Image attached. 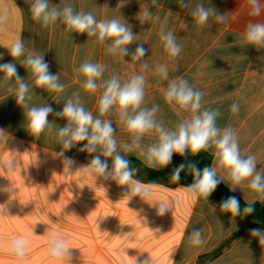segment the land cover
<instances>
[{"label":"crops","instance_id":"0c3cea01","mask_svg":"<svg viewBox=\"0 0 264 264\" xmlns=\"http://www.w3.org/2000/svg\"><path fill=\"white\" fill-rule=\"evenodd\" d=\"M32 2L0 0V13H6L0 23V64L16 63L18 74L29 85L28 107L51 106L48 121L53 124L39 137L31 136L26 129L28 107L17 104L15 81L3 84L4 73L0 72V129L8 137L5 142L0 138V188H12L11 192L0 191V204H4L0 205V264H54L47 250L49 240L57 235L66 237L73 248V264H143L150 259L151 264H264V245L251 235L252 230L234 236L248 226L244 217L232 218L230 213L221 212V204L213 199H192L187 194L189 183H176L170 177L158 183L148 180L145 167H153L146 163L142 152L157 142L158 134H145L140 148L125 152L124 145L131 144L132 137L115 108L100 118L112 121L118 151L138 170L133 183L139 181L144 194L129 200L125 197L127 186L80 170L97 155L79 151L87 141L65 152V157L76 163L70 170L64 169V157L55 154L61 151L58 128L67 124L56 113L62 111L65 101L56 103L57 93L37 88L32 74L19 64L24 57L13 59L8 50L22 39L25 56L43 52L49 71L59 74V82L66 85L60 95L71 98L79 94L94 117L99 116L103 87L95 93L85 91V78L76 71L80 65L103 64L105 71L97 81L101 85L112 75L124 83L142 74L143 106L157 105L156 118L168 129H175L190 116L164 99L168 83L183 77L204 93L202 110H220L218 127L233 128L242 154H254L256 170L264 173V47L249 45L243 39L249 22H264V10L260 16H251L247 0H185L188 7H181L179 0H157L155 5L152 0H49L50 7L70 4L76 12H92L97 20L115 18L127 23L136 35V41L127 46L129 52L139 44L146 50L143 60L133 63L131 54L124 58L106 54V45L96 43L86 33H67L59 23L43 27L32 19ZM198 4L225 14L227 23L210 18L206 26L198 27L191 16ZM261 4L264 6V0ZM145 9H150L153 19L145 21ZM161 30H171L182 46L175 60L164 51ZM143 62L148 67L141 70ZM157 65L167 67V80L156 74ZM233 104L237 105L235 112L231 110ZM207 152L215 167L214 149ZM10 159L15 160V167H3ZM107 162L111 167V157ZM218 176L231 189L227 173L220 170ZM233 191L248 203L261 201L247 182ZM161 202L171 203L163 215L157 211ZM6 207L8 215L2 212ZM193 228L202 233L200 246L190 243ZM25 236L29 240L26 255L17 261L8 247L13 239Z\"/></svg>","mask_w":264,"mask_h":264},{"label":"clouds","instance_id":"9594fccd","mask_svg":"<svg viewBox=\"0 0 264 264\" xmlns=\"http://www.w3.org/2000/svg\"><path fill=\"white\" fill-rule=\"evenodd\" d=\"M247 2L250 6L249 14L253 17L260 16L264 10L261 0H247ZM152 3L157 4V0H152ZM179 3L181 7H188L185 0H179ZM49 4V0H33L30 5L32 19L43 27L59 23L64 25L67 33H86L88 37H94L96 43L106 45V54L121 58L131 54L133 63L143 60L146 52L143 44H139L134 51L129 52L127 46L136 41V35L132 33L127 23H121L115 18L97 20L92 12H76L70 4L63 7H50ZM143 15L145 21L153 19L150 9H145ZM191 16L198 27L206 26L210 18H214L217 23L228 21L225 14H219L214 8L203 4L196 5L191 11ZM5 18L6 13H0V23H3ZM159 37L168 58L175 60L181 53L182 46L177 43L174 33L171 30H161ZM243 39L249 45L264 47V22H249ZM8 50L13 59L24 57L19 64L32 74L34 85L37 88L57 93L54 99L56 103H60L61 100L65 101L62 111L56 113L58 117L65 118L67 124L58 128L57 143L61 145V151L55 154L64 157V169L66 167L70 170L76 163L74 159L65 157V152L79 142L87 141L79 151L89 154L97 153V155L80 170L89 171L97 179L103 178L105 181H114L119 186H127L128 191L125 197H130L129 200L134 196L141 197L144 194L141 192L140 182L133 183L138 170L132 167L126 156L118 151L112 121L100 118L115 108L120 121L126 125V130L132 137V143L124 145L125 152L131 151L134 147L140 148L141 139L145 134L153 131L158 134L157 142L142 152L146 163L153 168L167 167L172 162L174 154L182 157L196 156L201 151L214 149L215 167L205 166L201 170L196 163L187 161L179 164L170 176V179L178 183L181 179V172L187 170L192 175V183L186 186L187 194L192 199H208L222 180L218 176V171L223 170L231 181V190L247 182L248 187L264 201V173L256 170L257 157L254 154H242L238 134L233 128L218 127L217 118L221 115L219 109L203 108L202 110L204 93L194 89L187 79L178 77L172 79L167 85L164 93L166 103L174 106L178 111L190 114L189 118L179 122L175 129H168L156 118L159 110L157 105L151 108L143 106L145 76L142 74L133 75L124 83H121L118 76L112 75L101 85L97 81L105 71L103 64L85 62L80 65L76 71L85 78L83 82L85 91L95 93L98 88L103 87L99 99V116L94 117L90 111L85 109L79 94H74L71 98L60 95L66 85L59 82V74H52L49 71V65L44 60L43 52H29L25 56L22 39H17ZM139 67L143 70L148 65L143 62ZM155 71L162 79H168V69L165 65H157ZM0 72L4 73L3 84L15 81L17 87L14 96L17 104L28 107V101L31 99L29 85L18 74L16 63L0 64ZM231 110L237 111V105L233 104ZM52 112L53 108L46 104L28 107L26 129L31 136L39 137L46 129L51 128L53 123L48 121V117ZM4 132L0 129V138L5 142L8 137L4 136ZM109 157L112 159L111 167L107 162ZM3 167L13 169L15 160L6 161ZM0 191L11 192L12 188H0ZM169 208H171L170 202L159 203L158 214L163 215ZM220 211L230 213L232 218H236L252 214L255 208L253 204H247L241 210L239 201L233 196L221 203ZM2 212L8 215V208L6 207ZM251 235L258 237L259 243L264 245V231L253 229ZM190 237V243L193 246L203 244L202 233L198 228H193ZM28 243L26 236L15 238L9 244L8 251L17 261H21L26 255ZM48 244V255L54 264L57 262L58 264H73L74 254L70 251L73 248L69 247L66 237L57 235L49 240ZM143 264H151V259L144 260Z\"/></svg>","mask_w":264,"mask_h":264},{"label":"trees","instance_id":"16d2710c","mask_svg":"<svg viewBox=\"0 0 264 264\" xmlns=\"http://www.w3.org/2000/svg\"><path fill=\"white\" fill-rule=\"evenodd\" d=\"M187 161L196 163L197 166L202 170L205 166L211 167L212 155L207 151H201L196 156L189 155L187 157H182L176 154L173 157L172 162L164 169L156 170L153 168L145 167V170L148 173V180L152 183H158L170 177L173 170L179 164L185 163ZM192 181L193 177L190 173L187 172V170L181 172V179L179 180V182L191 184ZM233 196L236 197L239 201L241 210H243V208H245L247 204H253L255 208V211L252 214L242 216L248 221V226L240 232L236 233L234 236L237 237L243 235L253 229L264 230V201L261 200L253 203H248L239 194L226 186L222 181H220L217 188L208 198L213 199L221 204L223 201Z\"/></svg>","mask_w":264,"mask_h":264}]
</instances>
